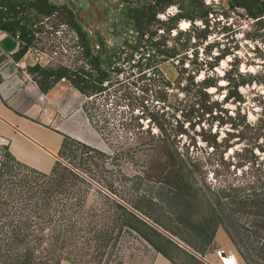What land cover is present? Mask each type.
<instances>
[{
    "label": "rangeland",
    "instance_id": "rangeland-1",
    "mask_svg": "<svg viewBox=\"0 0 264 264\" xmlns=\"http://www.w3.org/2000/svg\"><path fill=\"white\" fill-rule=\"evenodd\" d=\"M47 1L71 8L82 29L91 37L102 38L107 48L117 47L120 57L114 64L120 72L112 76L122 86L113 82L104 94L82 96L80 102L104 137L98 135L100 146L95 148L116 156L104 160L103 165L99 158L89 159L82 150L70 146L58 157L60 172L65 166L82 175V181L69 177L66 183L88 191L87 206L104 207L110 209L109 213L116 208L113 219L99 216L91 219L93 227L112 232L111 238H107L108 232L105 234L108 244L104 254L101 255L102 247L96 249L93 242L91 248L75 252V264H264L255 250V245L264 242V226L256 228L264 225V206L252 208L238 202L256 181L254 185L260 186L264 198V153L252 151L257 163L251 170L245 162L251 155L244 151L247 140L258 135L251 126L264 108V12L259 19H252L243 9L232 7L231 0H173L174 4L159 12L157 21L149 25L156 34L149 41L144 36L138 44L134 31L122 16L128 5L152 0ZM24 14L23 22L35 24L38 31L33 46L18 61L21 66L16 73H21L22 79L24 76L26 85L32 82L26 72L28 66L63 65L75 69L83 65L76 36L60 18L57 17V22L46 21L31 8ZM175 15H180L178 20L168 21ZM4 39L6 45L11 43V38ZM125 39L129 45L138 44L146 57L155 51L151 42L159 43L162 50L174 49L177 54L173 58L155 54L151 61L158 66L160 74L151 81L138 80L136 68H131L133 61H124L131 50L122 45ZM133 57L136 60L140 54L135 50ZM249 73L255 77L252 85L245 84ZM190 76L193 83L188 81ZM207 77L213 85L206 89L209 100L216 101L223 111L212 115L226 114L231 120L208 118L205 123L194 124L200 100L194 84ZM228 79L242 83L236 88L240 101L227 97L235 91ZM61 81L70 88L68 81ZM166 81L171 84L170 89ZM184 86L186 89L182 91ZM63 104L58 100L59 108L69 109L71 101L66 99ZM38 112L41 118L46 111L39 106ZM50 113L55 123L60 121ZM149 113L157 118L163 114L167 131L162 133L165 135L160 144L162 152H157L156 146L157 136L158 139L163 136H159L157 121ZM175 120L182 123L185 120L182 128L185 132L180 136L175 132ZM62 121L66 131L96 143V137L85 128ZM233 124L240 127L239 133L231 128ZM50 137L52 142H57L58 138ZM262 142L264 137L258 139V143ZM7 150V141L0 137V168L1 163L7 162L19 175L27 173L5 158ZM168 151L183 164L181 180L191 185L190 189L183 186L181 192H174L171 174L159 167ZM155 158L161 159L160 163L153 162ZM95 163L103 165L102 169ZM109 186L111 199L119 208L104 198ZM162 237L173 241L177 248L168 245Z\"/></svg>",
    "mask_w": 264,
    "mask_h": 264
},
{
    "label": "trees",
    "instance_id": "trees-1",
    "mask_svg": "<svg viewBox=\"0 0 264 264\" xmlns=\"http://www.w3.org/2000/svg\"><path fill=\"white\" fill-rule=\"evenodd\" d=\"M11 2V1H10ZM174 4L173 0H152L142 5H128L123 13V20L130 25L132 31L136 35V41L139 44L141 39L146 36L148 40L156 34V30L151 31L149 25L157 21L156 15L165 10V8ZM24 5V6H23ZM231 6L241 8L245 11L247 17L252 19H259L263 16L264 0H231ZM34 8L39 15L46 21L52 20L65 23L70 28L77 39V47L81 53V60L83 65L75 69H70L67 66L58 65L55 67H44L39 64L28 66L26 72L31 76L32 81L36 85L40 93H47L56 83L61 80H66L70 85L75 88L81 95L86 98L104 94L113 82L119 83L120 81L113 80L112 73L117 74L120 72L115 62L119 61L117 47H106L102 38L98 35L90 36L81 25L78 23L75 12L66 6H58L49 3L47 0H35L27 3L22 2H9L7 0H0V31L15 38L18 41V50L11 55V58L17 62L19 61L28 49L33 46L35 35L38 32L35 24L26 25L23 21L25 19V12L23 8ZM22 9V10H21ZM180 15L169 17L170 20H178ZM205 20V19H204ZM207 25V21L205 20ZM168 30V29H167ZM151 47L155 50L153 54L145 56V52L139 49V45H129L125 39L122 42L126 48H131L130 53L124 59L125 62L133 61L131 68H136L138 80L147 79L151 81L156 75L160 74V69L154 64L151 59L155 54L165 55L166 58H173L176 56L174 49L162 50L159 43L151 42ZM141 47V46H140ZM124 48V49H126ZM152 49V50H153ZM140 54L138 59L134 60V51ZM196 55V54H195ZM204 62V61H203ZM203 64V63H201ZM182 73V72H181ZM148 74V76H146ZM249 79L245 84L252 85L254 83V76L249 73ZM180 79V78H179ZM193 76L188 78L192 82ZM232 83L235 90L234 94L231 92L227 97L233 98L235 102L240 101L241 97L237 93L236 88L242 83L228 79ZM166 86L170 89L171 84L165 82ZM122 86L121 84H118ZM198 90V115L194 124L205 123L208 118L210 120L220 121L222 118L227 117L231 120V116L224 114L212 115L213 112L219 111L223 113L216 101H210L206 93V89L212 87L210 77L203 79L194 84ZM186 86L181 90L184 91ZM142 113L146 112L143 101L140 100ZM194 108V106H192ZM87 118L96 130V132L104 139L102 132L98 129L92 121L86 108H83ZM194 110V109H193ZM151 114V113H149ZM156 115V114H155ZM153 119L157 121L156 127L160 130L159 136L166 133L165 120L162 118L163 114ZM207 115V117H206ZM186 117L187 115H183ZM141 119V117H139ZM152 119V120H153ZM176 121V135L184 134L183 123L180 120ZM219 123V122H218ZM154 124V123H153ZM221 124V123H219ZM211 125V124H210ZM208 125L207 132L210 131ZM248 127V125H245ZM192 127V124H191ZM231 128L239 133L237 125H231ZM256 129L258 135L249 138L246 143L244 151L251 155L246 164L249 169H253L256 165L257 158L253 154V150L257 149L264 153V142L258 143V139L264 137V108L262 114L257 118L255 125L251 129ZM243 131V129H241ZM203 131V130H202ZM241 131V133H243ZM235 133H232V135ZM231 135V134H230ZM165 136V135H164ZM157 136V152H162L161 141ZM164 141V140H163ZM74 146L82 150L83 154H87V158L100 159L104 165V160L114 159L116 155H107L106 153L92 147L84 142L74 139L70 136L63 135L62 143L59 148L57 157L64 155L65 151ZM168 150V149H167ZM5 158L9 162H13L21 166L27 173L19 175L14 170L13 165L4 162L1 163L0 168V264H60L62 261H67L69 264H75V252H81V249L91 248L94 245L96 249L102 247L104 254L108 242L106 241L105 234L109 229H100L98 226L93 227L92 217L99 216L100 218L113 219L116 215L115 209L101 207L94 209L86 205L88 198V191L83 187L71 183L67 184L69 177H76L77 180L82 181L81 174L74 172L69 167H63L60 172L59 158L55 161L49 173L39 172L19 161H17L7 150ZM163 167L173 178L174 192H181L183 186L191 188L187 182L181 180V172L183 164L178 163L177 159L168 151L167 156L162 158ZM179 159V158H178ZM155 163H160L161 159H152ZM96 167L102 169L103 165L94 164ZM256 170V169H254ZM258 171V169L256 170ZM184 183V185H183ZM256 181L254 184H257ZM251 185L249 193L241 197L238 202H243L249 207L263 208L264 198L263 193L260 191V186ZM109 192L104 193V198L110 203H114L119 208V204L111 199L110 191L111 186L108 187ZM112 192V191H111ZM126 214L133 216L130 212ZM96 221V220H94ZM100 224L98 221H96ZM262 224L257 225L256 228H262ZM107 238H111L112 232H108ZM100 241V239H102ZM168 245L177 248L176 244L162 237ZM103 242L105 244L103 245ZM154 246V245H153ZM155 249L168 259V256L159 247ZM256 255L261 260H264V242L260 245H255ZM83 251V250H82ZM191 259L194 256L187 254Z\"/></svg>",
    "mask_w": 264,
    "mask_h": 264
},
{
    "label": "crops",
    "instance_id": "crops-1",
    "mask_svg": "<svg viewBox=\"0 0 264 264\" xmlns=\"http://www.w3.org/2000/svg\"><path fill=\"white\" fill-rule=\"evenodd\" d=\"M0 33L2 34L0 36V137L7 141L10 154L17 161L39 172L49 173L58 158L57 154L63 135L90 146L99 147L97 140L99 134L92 127L81 107L80 102L83 95L70 84V88L65 87L67 85L61 83L62 81L56 83L45 94L39 92L33 81L29 83L30 85H26L24 76L22 79L21 73H16L20 69L21 63L15 62L9 57L18 50V41L4 32L0 31ZM5 36L12 39L8 45L4 39ZM28 99L30 100L26 105ZM66 99L71 101L69 109L59 108L58 100L64 105ZM23 101L25 104L22 103ZM39 106L43 111H46L45 115L42 114L43 120L39 117ZM53 106L56 110H53ZM49 110L60 121L55 123L53 120L55 117ZM62 120L73 122L88 130L96 137V143L66 131L61 126ZM51 135L58 138L57 142L51 141Z\"/></svg>",
    "mask_w": 264,
    "mask_h": 264
},
{
    "label": "flooded vegetation",
    "instance_id": "flooded-vegetation-1",
    "mask_svg": "<svg viewBox=\"0 0 264 264\" xmlns=\"http://www.w3.org/2000/svg\"><path fill=\"white\" fill-rule=\"evenodd\" d=\"M30 1H35V0H30ZM30 1H28V2H30ZM9 2V4H11V2L10 1H8ZM20 2H22L23 4L24 3H26V1H20ZM24 6V5H23ZM30 8V7H29ZM24 9V12L27 10V8L25 7V8H23ZM31 9H33V11H35L36 12V10L34 9V8H31ZM22 10V9H21Z\"/></svg>",
    "mask_w": 264,
    "mask_h": 264
}]
</instances>
